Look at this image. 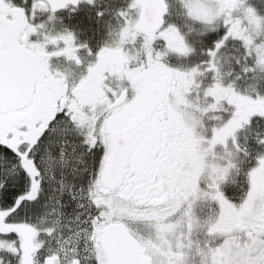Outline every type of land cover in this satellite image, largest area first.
Here are the masks:
<instances>
[{
	"label": "snow or ice",
	"instance_id": "obj_1",
	"mask_svg": "<svg viewBox=\"0 0 264 264\" xmlns=\"http://www.w3.org/2000/svg\"><path fill=\"white\" fill-rule=\"evenodd\" d=\"M0 264H264V0H0Z\"/></svg>",
	"mask_w": 264,
	"mask_h": 264
}]
</instances>
